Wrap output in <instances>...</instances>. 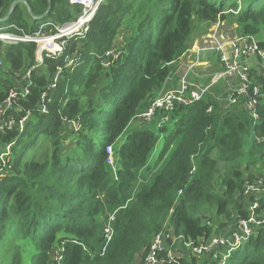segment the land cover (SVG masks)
<instances>
[{"label": "trees", "instance_id": "1", "mask_svg": "<svg viewBox=\"0 0 264 264\" xmlns=\"http://www.w3.org/2000/svg\"><path fill=\"white\" fill-rule=\"evenodd\" d=\"M24 1L0 0V28L32 34L81 10L69 0ZM219 20L236 23L240 34L258 36L264 50V0H104L87 37L71 40L61 58H46L32 72L30 94L10 111L17 119L31 112L24 130H0V144L6 149L13 143L5 163L0 159V264H25L27 241L34 249L31 264H58L52 257L62 243V264H146L155 235L166 228L198 242L224 229L229 234L239 219L249 217L255 197L244 196V185L264 180L259 68L250 70L261 91L257 119L243 104L226 106L220 83L195 105L176 108L171 128L150 124L120 141L169 86L174 62L203 28ZM114 49L121 52L115 61L107 55ZM35 51L33 42L0 39V104L25 84ZM70 55L79 58L77 65L66 68L49 90L57 67ZM44 91L48 109L42 113ZM73 119L79 121L77 130ZM161 133L168 135L157 150ZM108 145L116 168L107 162ZM258 201L255 213L264 216V195ZM113 213L114 234L103 252V229ZM179 249L181 264L217 261L211 254L194 256L183 244ZM226 264H264V224Z\"/></svg>", "mask_w": 264, "mask_h": 264}, {"label": "built area", "instance_id": "2", "mask_svg": "<svg viewBox=\"0 0 264 264\" xmlns=\"http://www.w3.org/2000/svg\"><path fill=\"white\" fill-rule=\"evenodd\" d=\"M104 0H69L73 5L81 7L80 12L71 20L62 24H55L48 22L41 26L40 29L32 34L29 33H13L7 32L0 28V39L8 43L19 42H33L36 44L35 51V63L27 69L23 75L25 84L18 86L10 90L6 99L0 104V130L14 129L18 127L22 132L25 127V123L30 115L28 111L26 116L15 118L11 114V110L16 105L20 106V99L26 98L30 94V86L32 85L31 75L32 72L40 68L46 58L59 59L61 58L71 40L85 39L91 30L92 22L97 14L100 5ZM18 30H21L16 25H12ZM51 27L54 32H47L44 28ZM229 50H225V44L218 43L216 49L221 52V62L225 65V69L222 73H215L212 77V82L215 83L223 76L227 79L233 80L229 84L231 90L230 94L225 97L228 100L226 106L243 104L244 107L250 112V115L257 119L258 102L261 94L260 86L254 84L250 77L251 67L247 63L246 59L252 56H259L264 59V50L259 45V39L255 35L243 34L228 38L225 42ZM209 50V49H207ZM111 60H117L121 52L111 50L107 54ZM112 55V56H110ZM77 57V56H76ZM76 57L73 55L66 57V64L64 66H58L53 81L48 86L49 90H53L57 87L58 80L62 77L66 68H74L77 65ZM105 65L110 62H104ZM1 66V61H0ZM191 68L187 69L184 75L175 74L173 77L168 78L171 81L168 87H165L154 98L153 102L142 112H140L136 119L140 122L150 123L158 121V127H163L168 124L172 118V113L178 107L193 106L201 101L206 93H208L211 85H200L190 80ZM198 80L203 81L204 75L198 73ZM48 91H44L41 96V102L39 111L45 113L48 109L47 106ZM22 110V108L20 109ZM212 107L208 109L211 111ZM68 119L65 118L64 121ZM73 126L77 130L80 126L79 121L72 120ZM13 143L6 146V150L0 153V159L5 163ZM109 155L108 161L112 162V145L106 147ZM114 161V157H113ZM196 164H194L195 166ZM195 170V167L193 171ZM192 171V172H193ZM181 192V191H180ZM243 194L245 197L254 196V202L248 207L251 211L248 218L239 219L236 228L230 230L229 234L224 236L216 235L215 238H201L198 242L186 239L182 235H175L171 228H166L162 232L155 235L149 254L146 257V264H161L162 262H169L175 264H181L179 247L183 244L190 253L194 256L200 257L204 254H211L217 261L212 264H226L231 253L239 248L241 244L248 240L253 234L254 229L264 224V216L257 215L255 210L259 208V199L264 195V180H256L255 183L246 182L244 185ZM115 218V213L110 215L108 223L104 227V237L106 239L103 247V252L106 249L107 244L111 241L114 228L112 221ZM210 223V222H208ZM213 238V239H211ZM177 247L174 251L173 247ZM86 249V248H85ZM65 246L62 243L55 248L53 253V262L62 264L64 260ZM166 254V256H164Z\"/></svg>", "mask_w": 264, "mask_h": 264}, {"label": "rangeland", "instance_id": "3", "mask_svg": "<svg viewBox=\"0 0 264 264\" xmlns=\"http://www.w3.org/2000/svg\"><path fill=\"white\" fill-rule=\"evenodd\" d=\"M200 33L201 34L197 35L193 39V41L191 42L189 50L184 54L189 60L188 64H186L185 66H179V59H178L177 60L178 62L176 61L173 64L172 75H175V74L176 75L177 74L184 75L187 72V69L191 68V70H190L191 74L189 75L191 81H193L197 84H200L202 86L211 85L208 93L214 92L217 87L221 86V85H218L221 83L222 84L221 89H226V96H227V99H229L228 95L230 94L231 90L229 88L228 83H232V81L236 82V79L232 78L233 80H230V79H227L223 76L221 79L217 80L215 83L212 82L213 75L215 73H222L225 69V65H223V63L221 62V52L218 51L216 49V47H218V43H223V44H225V46H224L225 50H229L228 47L226 46V43H225L228 40V38H233L235 36H240L243 34L238 33V25L236 23H231L228 20H219L216 24L209 25L207 27V30H205V28H203V30H201ZM261 37H264V35H261ZM257 38H258V36H257ZM117 39H118V41L122 40L121 37H118ZM207 49L212 50V51H216V52H213L214 55L209 54V57H208V54L205 55V57L208 60V63L200 62V64L197 65V61L199 60L198 55H199L200 51H202V50L207 51ZM258 59H261V61L258 62L259 61ZM246 61L251 68H252L251 62L254 61L256 67L260 69L259 72L264 73V59H262L258 56H252L250 58H247ZM201 65H203L206 68V70H200V68H202ZM179 70H181V73H178ZM198 73L200 75H204V77L202 78L203 81L198 80V77H200V76H198ZM172 75H171V77H173ZM208 93H206V94H208ZM217 97L221 98L220 89H218V96ZM150 124H158V121L145 123V122H140L137 119H134V121L129 125L127 130L121 136L120 141L125 140L127 135L130 132H132L134 129L139 128V127H148V126L150 127ZM167 126L169 128H171L172 123L171 122L168 123ZM167 135H168V133H161L159 143L157 146V150H160L162 148V145H163L164 140H165ZM41 142H43V140H41ZM68 142H69V140H68ZM66 144L67 143H64V145H66ZM5 150H6L5 146L0 144V153L5 151ZM113 157H114V149L112 146V162H109V161H107V162L110 165H113L114 168H116L115 163L113 161ZM220 168L225 169V165L223 163H221ZM221 219L224 221L225 217L222 216ZM225 232H226V229L223 230V233L221 234V236H224ZM215 237H216V235L213 236V238H215ZM213 238H211V239H213ZM33 251H34V249H33L31 242L27 241L25 243V247L23 249L25 264H31L30 256L33 253ZM36 253H37V251L35 252V254ZM206 255L207 254H204L200 257H205ZM23 264H24V261H23Z\"/></svg>", "mask_w": 264, "mask_h": 264}, {"label": "crops", "instance_id": "4", "mask_svg": "<svg viewBox=\"0 0 264 264\" xmlns=\"http://www.w3.org/2000/svg\"><path fill=\"white\" fill-rule=\"evenodd\" d=\"M2 22V21H1ZM209 30V29H208ZM213 52H216V51H212V50H207V51H200V53H199V55H198V57H199V60L197 61V65H199L200 64V62H202V63H208V60H207V58L205 57V55L206 54H208V57H209V54L210 55H214V53ZM259 57V56H258ZM261 58V57H260ZM259 61L258 62H260L261 61V59H258ZM178 62V61H177ZM188 62H189V60H188V58L185 56V55H183V56H181L180 58H179V66H185L186 64H188ZM257 63V62H256ZM177 64V63H176ZM202 66V68H200V70H206V68L203 66V65H201ZM251 66H252V68L253 67H256V65H255V63H254V61H252L251 62ZM178 73H181V70H179L178 71Z\"/></svg>", "mask_w": 264, "mask_h": 264}, {"label": "water", "instance_id": "5", "mask_svg": "<svg viewBox=\"0 0 264 264\" xmlns=\"http://www.w3.org/2000/svg\"><path fill=\"white\" fill-rule=\"evenodd\" d=\"M21 1H24V0H21ZM18 1H15V3L14 4H16ZM24 2H26V1H24ZM50 5H51V2H50ZM45 16V15H44ZM43 16V17H44ZM9 17H10V13H9V15H7L5 18H3V19H1L2 20V22H6L8 19H9Z\"/></svg>", "mask_w": 264, "mask_h": 264}, {"label": "clouds", "instance_id": "6", "mask_svg": "<svg viewBox=\"0 0 264 264\" xmlns=\"http://www.w3.org/2000/svg\"><path fill=\"white\" fill-rule=\"evenodd\" d=\"M2 21V20H1Z\"/></svg>", "mask_w": 264, "mask_h": 264}]
</instances>
